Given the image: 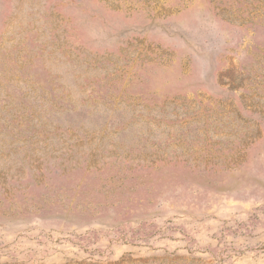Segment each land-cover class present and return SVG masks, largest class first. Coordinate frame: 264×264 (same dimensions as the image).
I'll return each instance as SVG.
<instances>
[{
	"label": "rangeland",
	"instance_id": "374dc122",
	"mask_svg": "<svg viewBox=\"0 0 264 264\" xmlns=\"http://www.w3.org/2000/svg\"><path fill=\"white\" fill-rule=\"evenodd\" d=\"M0 264H264V0H0Z\"/></svg>",
	"mask_w": 264,
	"mask_h": 264
}]
</instances>
